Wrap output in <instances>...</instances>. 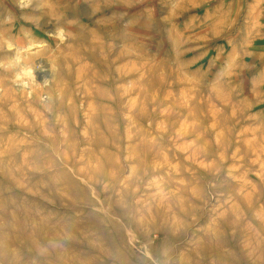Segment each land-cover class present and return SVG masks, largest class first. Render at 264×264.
<instances>
[{
	"label": "rangeland",
	"instance_id": "374dc122",
	"mask_svg": "<svg viewBox=\"0 0 264 264\" xmlns=\"http://www.w3.org/2000/svg\"><path fill=\"white\" fill-rule=\"evenodd\" d=\"M0 264H264V0H0Z\"/></svg>",
	"mask_w": 264,
	"mask_h": 264
},
{
	"label": "clouds",
	"instance_id": "9594fccd",
	"mask_svg": "<svg viewBox=\"0 0 264 264\" xmlns=\"http://www.w3.org/2000/svg\"><path fill=\"white\" fill-rule=\"evenodd\" d=\"M58 35H59V39H60L61 41H63V40L65 39V37H64V35H63L62 32H61V33H58ZM25 71H26L27 79L22 80V84H23L24 86H27L28 81L34 78V76H33V74H34V69L31 68V67H28V68H26Z\"/></svg>",
	"mask_w": 264,
	"mask_h": 264
},
{
	"label": "bare ground",
	"instance_id": "6f19581e",
	"mask_svg": "<svg viewBox=\"0 0 264 264\" xmlns=\"http://www.w3.org/2000/svg\"><path fill=\"white\" fill-rule=\"evenodd\" d=\"M57 21H58V20H57ZM24 59H26V58H23V60H24ZM14 63H15V62H14ZM19 63H20V62H18V64H19ZM23 64H24V62H23ZM23 64H22V65H23ZM26 64H27V63H26ZM16 65H17V64H16ZM16 68H17V66H16ZM22 88H23V87H22ZM30 88H31V87H30Z\"/></svg>",
	"mask_w": 264,
	"mask_h": 264
}]
</instances>
